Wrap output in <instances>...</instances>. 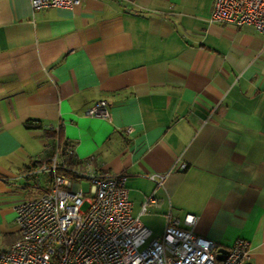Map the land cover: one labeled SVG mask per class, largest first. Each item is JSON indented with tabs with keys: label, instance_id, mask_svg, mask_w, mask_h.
<instances>
[{
	"label": "crops",
	"instance_id": "1",
	"mask_svg": "<svg viewBox=\"0 0 264 264\" xmlns=\"http://www.w3.org/2000/svg\"><path fill=\"white\" fill-rule=\"evenodd\" d=\"M212 6L0 0V249L18 237L13 204L45 184L30 171L51 125L77 159L127 175L131 214L153 234L192 213L217 259L240 236L245 264H264V33L210 21ZM100 99L108 116L85 114Z\"/></svg>",
	"mask_w": 264,
	"mask_h": 264
},
{
	"label": "built area",
	"instance_id": "2",
	"mask_svg": "<svg viewBox=\"0 0 264 264\" xmlns=\"http://www.w3.org/2000/svg\"><path fill=\"white\" fill-rule=\"evenodd\" d=\"M132 1V0H127ZM33 10L71 7L81 0H29ZM209 20L236 27L250 25L264 33V0H213ZM85 114L108 116L100 99ZM53 130L57 128L49 125ZM125 131L132 132L128 125ZM55 131L51 154L39 160L33 174L46 176L41 192L13 204L18 237L0 249V264H245L249 240L236 237L221 259L215 242L194 232L195 214L168 216L160 234H153L131 214L124 172L104 173L91 160L77 159L70 145L63 158ZM181 163L179 168H184ZM156 185L164 173H150ZM86 180V188L81 180ZM148 196L141 205L146 210Z\"/></svg>",
	"mask_w": 264,
	"mask_h": 264
},
{
	"label": "trees",
	"instance_id": "3",
	"mask_svg": "<svg viewBox=\"0 0 264 264\" xmlns=\"http://www.w3.org/2000/svg\"><path fill=\"white\" fill-rule=\"evenodd\" d=\"M37 123H38V122H37ZM28 125H30V124H28ZM53 135H54V134H52V136H53ZM57 137H58V140H59V144H60V146L62 147L63 158H64L67 162L72 161V158L70 157V155H67L66 152H65V147L68 146L69 144L66 143V142H64V141H62V140H60L59 135H57Z\"/></svg>",
	"mask_w": 264,
	"mask_h": 264
},
{
	"label": "rangeland",
	"instance_id": "4",
	"mask_svg": "<svg viewBox=\"0 0 264 264\" xmlns=\"http://www.w3.org/2000/svg\"><path fill=\"white\" fill-rule=\"evenodd\" d=\"M81 185H82L84 188H86V180H85V179H82V180H81Z\"/></svg>",
	"mask_w": 264,
	"mask_h": 264
}]
</instances>
